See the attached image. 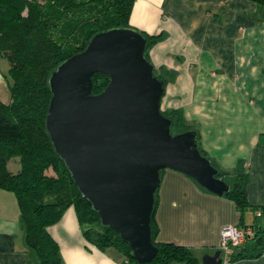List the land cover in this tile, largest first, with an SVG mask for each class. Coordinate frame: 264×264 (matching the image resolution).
I'll list each match as a JSON object with an SVG mask.
<instances>
[{
  "label": "crops",
  "instance_id": "0c3cea01",
  "mask_svg": "<svg viewBox=\"0 0 264 264\" xmlns=\"http://www.w3.org/2000/svg\"><path fill=\"white\" fill-rule=\"evenodd\" d=\"M130 24L150 35L167 33L149 52L157 70L176 73L166 86L162 109L182 111L220 169L233 175L243 163L248 174V206L241 211L230 197L166 169L156 210L157 240L206 255L220 250L224 225L259 222L264 230V6L253 0H136ZM4 84L0 68L2 91ZM258 211L262 215L256 217ZM48 232L65 264L127 262L119 249L103 251L88 241L74 206ZM254 248L247 241L234 253ZM0 264H41L26 243L15 194L1 188ZM222 264H264V251Z\"/></svg>",
  "mask_w": 264,
  "mask_h": 264
},
{
  "label": "water",
  "instance_id": "95a60500",
  "mask_svg": "<svg viewBox=\"0 0 264 264\" xmlns=\"http://www.w3.org/2000/svg\"><path fill=\"white\" fill-rule=\"evenodd\" d=\"M148 39L134 26L96 33L49 78L45 120L53 146L103 225L117 231L142 264L158 253L152 221L166 169L227 196L231 184L200 150L198 131L174 133L162 109L166 85L147 57ZM110 80L93 93V75ZM203 264H222L221 250Z\"/></svg>",
  "mask_w": 264,
  "mask_h": 264
},
{
  "label": "trees",
  "instance_id": "16d2710c",
  "mask_svg": "<svg viewBox=\"0 0 264 264\" xmlns=\"http://www.w3.org/2000/svg\"><path fill=\"white\" fill-rule=\"evenodd\" d=\"M253 1L264 6V0ZM135 2L0 0V55L10 64L5 78L12 96L10 103L0 100V188L15 194L25 227L26 243L41 264H65L59 245L49 234L48 227L58 222L71 206L75 207L89 242L103 251L110 247L119 249L127 258L124 264H142L134 258L131 246L121 239L117 231L103 225L98 212L83 198L45 126L52 97L49 85L52 72L62 62L83 51L96 33L114 27L132 26L130 18ZM142 32L148 39L146 55L151 60L150 49L166 39L167 33L162 31L150 35ZM175 74L156 69V75L166 86L174 80ZM109 80L108 75L95 73L93 93L103 91ZM164 112L173 119L174 133L196 129L187 123L182 111ZM197 131L201 152L211 158L203 149ZM13 156L21 158L22 167L17 174L7 169ZM49 168H53L56 175L47 176L45 171ZM220 171V177L231 184V192L227 196L234 200L238 209L244 211L248 206V174L243 169V163H239L233 175L222 169ZM253 226L255 233L248 238V242L255 243L254 251L233 253L230 261L262 255L264 230L259 222ZM159 231L155 213L152 233L158 253L148 264H203L192 248L158 241Z\"/></svg>",
  "mask_w": 264,
  "mask_h": 264
},
{
  "label": "built area",
  "instance_id": "2783aa9c",
  "mask_svg": "<svg viewBox=\"0 0 264 264\" xmlns=\"http://www.w3.org/2000/svg\"><path fill=\"white\" fill-rule=\"evenodd\" d=\"M261 214L260 211L257 212L258 216ZM254 233L255 228L253 225H224L221 229V239L219 244L223 262H230V257L233 255L235 248L247 242L248 238Z\"/></svg>",
  "mask_w": 264,
  "mask_h": 264
},
{
  "label": "rangeland",
  "instance_id": "374dc122",
  "mask_svg": "<svg viewBox=\"0 0 264 264\" xmlns=\"http://www.w3.org/2000/svg\"><path fill=\"white\" fill-rule=\"evenodd\" d=\"M0 68H1V70L3 71V74L5 75V74H8V71H9V69H10V64H9V62H8V60L6 59V58H4V57H2L1 55H0ZM4 85H6V88L4 87V89L5 90H3L2 91V88H1V86H0V94L1 93H6V97H0V99L1 98H6V99H4V100H6V101H4L3 99H2V101H4V102H11V101H8L9 100V98H10V90H9V88L7 87V84H4ZM166 111V110H165ZM21 158L19 157V156H13L12 158H10V160H9V162H8V165H7V169L10 171V172H12L13 174H17L20 170H21V167H22V165H21ZM45 174L47 175V176H54V175H56V172L53 170V168H49V169H47L46 171H45ZM217 250H215V252H216ZM214 252V253H215ZM199 257H200V259L202 260V262L204 263V257H205V255H203V253H201L200 251H197V252H195ZM213 253V254H214Z\"/></svg>",
  "mask_w": 264,
  "mask_h": 264
}]
</instances>
